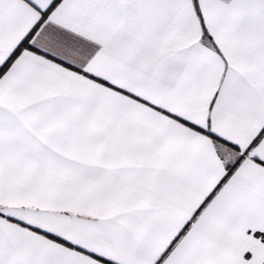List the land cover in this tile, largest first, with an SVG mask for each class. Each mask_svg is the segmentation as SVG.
Segmentation results:
<instances>
[{
	"label": "snow or ice",
	"instance_id": "6c2138e0",
	"mask_svg": "<svg viewBox=\"0 0 264 264\" xmlns=\"http://www.w3.org/2000/svg\"><path fill=\"white\" fill-rule=\"evenodd\" d=\"M0 264H264V0H0Z\"/></svg>",
	"mask_w": 264,
	"mask_h": 264
}]
</instances>
